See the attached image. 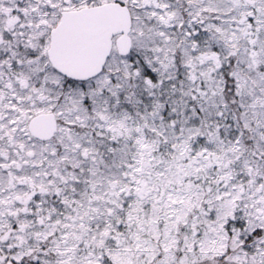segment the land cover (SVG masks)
Returning <instances> with one entry per match:
<instances>
[{
    "label": "snow or ice",
    "instance_id": "snow-or-ice-1",
    "mask_svg": "<svg viewBox=\"0 0 264 264\" xmlns=\"http://www.w3.org/2000/svg\"><path fill=\"white\" fill-rule=\"evenodd\" d=\"M0 264H264V0H0Z\"/></svg>",
    "mask_w": 264,
    "mask_h": 264
}]
</instances>
